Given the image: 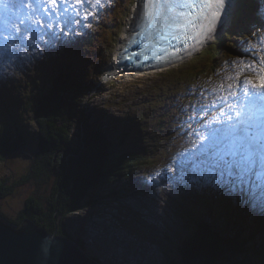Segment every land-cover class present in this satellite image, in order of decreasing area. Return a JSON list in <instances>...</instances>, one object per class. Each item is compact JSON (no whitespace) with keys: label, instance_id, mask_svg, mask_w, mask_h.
Returning <instances> with one entry per match:
<instances>
[{"label":"rangeland","instance_id":"rangeland-1","mask_svg":"<svg viewBox=\"0 0 264 264\" xmlns=\"http://www.w3.org/2000/svg\"><path fill=\"white\" fill-rule=\"evenodd\" d=\"M104 1L105 0H103L102 3ZM92 7L93 9L91 11L97 12L99 11L100 5H96L95 0H93ZM119 7V11L116 12L117 14L113 16V19L119 23V29L122 27L120 34L118 35L116 32H111L109 35L103 36L97 49V54L93 56L89 55L90 52L85 50V46L80 47H84L83 50L80 49L78 51L77 49L78 52L76 53L72 50L70 45L67 48H61L63 50L59 53V56L64 57V54L67 53L66 49L68 50L71 57L66 60L70 63L68 70V72L71 73L70 76L75 77V80L83 81L84 88H90V90L84 92V95H81V98H77L76 104L74 105L75 115L74 118H72L74 124L72 149L75 151L80 150L82 151L81 153H83V150H87L86 148H80L82 143L80 135L84 131L87 132L90 130V126L93 127L96 125L98 122L97 115L100 113H107V120L102 119L105 125L103 130L106 132L108 127L112 126L111 124L114 122L117 126V142L120 141L118 136L124 137V143L121 145V148L124 150L130 148L138 150L141 148V142H143L141 140L142 137L147 138L149 134L152 137H162L159 150L163 153L165 151V139L168 137V132L165 131V127L161 126V128L157 124V121L163 109L169 107L170 100L173 98V95H169V92H171L170 90H172L169 86L173 83V78L166 73L173 68L183 67L184 64L190 63L193 61L192 59L199 58L203 56V54L205 57L207 54H213L216 51V44L219 45L226 31L231 28L235 14L234 16H229L225 28L215 40L213 39L206 43V48L204 50H198L188 55L180 61V63L169 68V70H150L141 72V75L117 79L112 75L110 69L121 43L124 29L131 16L134 14L136 6L134 5L131 7L132 12L126 21L125 10H123L122 6ZM76 11H79L83 17L81 5H78ZM126 11L130 12V8L126 9ZM0 12L4 13L2 5H0ZM65 14L70 17L74 12L71 8H68ZM50 15L53 16V13H50ZM1 19L2 17L0 15V23ZM61 20L62 17H60L57 22H52L51 24H57L59 26L61 25ZM2 21L3 23L6 22L4 24L6 26L7 17L6 21ZM243 22L246 21L243 20ZM243 22L234 21L233 24L240 27L244 25ZM81 24L82 23H80L79 26ZM73 25L76 27L75 20ZM61 27L64 28V32L69 28L65 29L64 25ZM60 28L51 30L56 33V37H53L49 32H45L43 34V41L39 39L35 41L36 44L43 49L42 53H36L31 44L25 42L23 45H20V49H27L28 55L21 56V54L17 52L15 60H10L9 57L11 53L6 49V42L3 39V36L7 34L6 28L0 24V90H2L1 96L3 97L2 100L0 99V125L2 122H6L7 124L12 122L9 128L12 130L13 128L17 129L16 127L19 126L21 128V131H19L20 134L25 136L23 144L20 145L18 151L9 155L6 159H0V192L6 191L7 187H13L9 195L0 196V211L7 218L12 220L19 217L21 211H23L27 205L28 200L37 199L41 201L44 207H50L55 196L54 192L56 188L62 186V181H64L65 178L72 177L69 176L72 166H70V164L68 166L64 164L61 174L56 170L48 169V174L43 178L36 179L34 177L33 179L29 178L24 180L33 166V161L36 162L38 152V124L36 122V117L33 116V113L28 109L26 103L32 99L38 101L35 95L41 90L42 85L45 83L47 88L51 90L53 88L60 89L68 83V80L63 78L61 79L62 83L55 78L53 81H50L44 74L48 73L50 70L45 72V70L39 69L40 67L44 69L46 67L50 68L52 64L58 63L59 58H56L53 51L59 49L60 45L57 46L55 43L53 47H50L48 42L52 45L54 41H57L58 38L61 37L62 33L60 32ZM44 29L45 28L36 27V33H40ZM100 37H102V35ZM242 39L244 40L245 38ZM11 42L12 41L9 40L7 43L10 44ZM68 42H66L65 39L61 46L66 45ZM246 42L248 44H253V48H255L257 44L261 45L262 51L258 50L259 54L251 61L247 62V60H241L235 62L230 66L229 70L231 72L229 73L228 70L224 73L227 74L228 77H232L228 82V85H232L231 88L227 87L223 89L218 96L216 94L212 96L210 90L206 89V91H201L199 93L201 94L200 97H192L195 98L192 99L193 102L203 104V113H205V106L207 105L216 111L217 118L223 120L224 116L221 115V113L227 112L228 109L227 106L221 102L219 97L226 96L229 92L235 91L238 99H241L242 88L247 87L251 92V87H253V85L258 86L261 83L260 78L264 77V28H262L261 34L258 35L257 40H251L247 37ZM26 44H28L27 47H25ZM62 52H64V54ZM96 56H100V64H97ZM71 59H73L72 62H74V64L71 63ZM75 64L79 67L80 73L75 72V68L73 69V65L75 66ZM101 64L105 67L104 69H106L104 76L99 81H94L92 79L94 75L93 68L96 66L97 70V67ZM38 65H40V67H38ZM248 65H252V67H248ZM23 66H25L24 69ZM183 77L185 76L176 77L172 87L178 83L179 86H182L184 81L182 80ZM249 80L252 81V84L247 83ZM234 83L237 86H234ZM91 85L92 88L90 87ZM211 85L212 83H210V81H208L207 84L205 82V86L212 87ZM191 92L192 91L185 86L180 90L179 95H187ZM228 103L235 104L237 103V99L230 97ZM86 117H91L89 124L86 121ZM194 117L195 116H191L188 123L193 127L195 125L194 121L196 120ZM201 125H203V122H201ZM201 125L197 126V130H199ZM213 127H221V125L215 124ZM171 140L177 141L178 143L177 157L174 158L177 162L174 167L172 165L168 166L169 162L167 163L164 161L162 166H149V169L145 171L136 172L138 175L132 176L131 180L128 182L122 181L121 184L127 183L131 191L128 197L120 195L117 188L111 191L115 183L118 182L117 180L122 177H116L117 179L113 178L114 180L112 182L106 184L107 186H104L106 192L103 188L97 189V192L93 189L89 190L83 202V207L80 211L68 216L64 220L61 230H65L64 232L71 236L72 240H83L82 244H84L86 248L81 246L85 250L88 249V254L91 256L93 255L95 257L97 256L98 259L100 258L103 264L178 263L181 259L180 248L183 246V241L193 233V229H195V225L199 220L203 219L208 222L207 216L209 212L210 214L213 213V210L209 208V203L215 202L218 197H222L223 200L227 202V207L230 208V193L235 194L237 192H230L227 187L221 186L223 181L217 183L207 174L204 176L206 178L198 180L199 173L201 172L189 171L192 167L191 161L196 156L195 152L191 153L192 142L196 140V136L192 137V134L186 135L184 131L181 134H175ZM178 154L182 155L178 157ZM82 157L81 154L80 158ZM65 166L67 168H65ZM170 168L177 169L175 178L174 174L169 171ZM182 168L185 171H189L186 178L180 175V169ZM193 177H195V180H193ZM140 180H145L148 185L152 184L154 191H149L148 189L144 190L143 187L138 186V184L142 183ZM196 181H198V185L200 184V186H203L201 189L209 191V193L213 195V198L216 199L210 201L209 199H211V197H207L204 194L201 195L197 187L193 184ZM211 186H216V194H213L211 189H209ZM99 190L101 191L99 192ZM102 191L105 192L106 196L99 200L96 198L95 200L92 199L93 197H97ZM261 195L264 194L255 192L251 196V199L247 198L248 205H246V207L248 211H245V214H248L249 225L254 227L256 222H261V227L263 228L259 231L255 230L254 238L247 236L248 239L246 242L249 244L250 250L248 254L243 253L237 257L238 261L245 259V264H262V262H260V251L263 249L262 252H264V225H262L264 224V207H262L259 200ZM247 197H249L248 194ZM205 201H208V204H205ZM133 203L139 207L140 211L134 209L133 205H131ZM220 203V201H216L213 206L216 209H220ZM236 205L237 207L241 205L240 207L244 208L241 202L236 203ZM128 208L129 210L126 212ZM226 210L227 209L224 208V211ZM132 211L137 213H133ZM261 212L263 213L262 216ZM104 213L106 214V221H104ZM129 216H132L131 219H129ZM194 218H198L197 222H195ZM94 222L97 224L103 223L99 225V227L97 225L99 232L98 237L96 233L92 231V233H90L89 231L92 227H95L93 226ZM208 223L211 224V221ZM215 224L217 229L218 226H222L221 222H216ZM222 230L224 229L222 228ZM119 233L123 234L118 236ZM88 237H90V239H88ZM253 254L256 256H252Z\"/></svg>","mask_w":264,"mask_h":264},{"label":"trees","instance_id":"trees-1","mask_svg":"<svg viewBox=\"0 0 264 264\" xmlns=\"http://www.w3.org/2000/svg\"><path fill=\"white\" fill-rule=\"evenodd\" d=\"M121 2L122 0H118L117 5L113 7L111 11L114 14L113 16L119 11V6H122L123 9L125 8ZM113 16L111 22L106 24V27H102L104 33L113 30ZM243 20L246 22L250 21L247 24ZM234 21L243 22L244 25L238 27V25L233 24ZM263 24L264 16L260 12L258 0H240V4L235 11L232 26L227 30L219 45L216 44V51L213 54H207L206 57L203 54L199 58H194L190 63L184 64L183 67L170 70L166 73L173 78V83L170 82L171 85L169 86L172 89H169L171 91L169 95H173V98L170 100L169 107L163 109L157 121V124L160 127H165V131L168 132L163 153L159 150L162 137H152L149 134L147 138L142 137L141 139L144 142V149L136 150L130 148L128 150H121L120 153L119 151L116 152L114 138H110L108 134H103L100 129H95V126H90L91 131H84L80 135L82 138L80 148H86L87 150H83V153L80 150H73L72 134L74 124L72 118L75 115L74 105L77 98H81V95H84V92L90 90V88H84L83 81L75 80V77L70 76V72H61L60 69L61 78L57 80H60L62 83L61 79L63 78L68 80V83L60 89L53 88L54 90L47 88L45 83L35 95L38 101L32 99L26 103L33 116L36 117L38 124V152L36 162L33 161V166L24 180L33 179L34 177L36 179L43 178L48 174V169L56 170L61 174L64 164L72 166L70 169L71 174L69 175L72 177L65 178L62 181V186L56 188L50 207L46 208L41 201L31 199L28 200L27 205L17 219H9L1 211L0 215L15 225H20L23 221L29 219L50 233L71 238V236L64 232L65 230H61V227L68 216L80 211L89 190L93 189L96 191L99 188H103L106 192L104 186L112 182L113 178L133 176L136 172L149 169V166H162L164 161L169 162L168 166L172 165V162L175 160L174 158H176L175 156H177L176 149L178 144L171 139H173L177 132L185 131V133H189L190 130H183V128L188 129L189 118L192 115L199 116L195 110V108L198 109V106L194 108L195 103L192 101V97H198V94L201 91H206V89L211 90V87L205 86V82L207 84L208 81L215 80V78L226 80L227 74L224 73L227 72L229 65H233L237 61L247 60L252 56L251 52H249L251 45L246 42L244 43L241 38L251 36L252 30L257 31V28H261ZM95 39L97 40V35L94 33V36L87 42L90 44L88 45L89 50L93 48ZM99 58L100 56L96 59L97 64L101 63ZM68 64L66 63V65ZM104 68L102 64L97 67V70L96 66L93 68L94 75L92 79L94 81L99 80L100 76L104 74ZM40 69L44 70V68ZM178 76H185L182 78L184 80L182 86H179L178 83L172 87L175 83L174 80ZM53 79L54 77L50 81H53ZM185 86L192 92L185 96L179 95L180 90ZM90 87L92 88V85ZM2 98L0 99L2 100ZM184 117L187 121L185 120L180 129H178L179 126L177 125H181L180 121ZM90 118L86 117L88 124L91 120ZM98 118L107 120V113H102ZM10 124L12 122L8 124L2 122L0 125L1 160L18 151L25 138L24 135L20 134L21 128L19 126L16 127L17 129L13 128L11 130L9 128ZM175 127L177 128L176 131H174ZM116 128L117 126L113 122L109 130L114 132ZM118 138L120 139L118 142L119 146L123 145L124 137L118 136ZM109 150L112 152L111 156ZM81 154L82 158H80ZM65 168L67 167L65 166ZM197 182L193 184L202 194L211 197L210 201L216 199L213 198V195L209 191L201 189L203 186L198 185ZM209 189H211L213 194H216V186H211ZM12 190L13 187H7L6 191L0 192V196L9 195ZM105 192L102 191L97 197H93L92 199H102L106 196ZM216 201L221 202L220 209H216L213 206ZM215 202L209 203L210 210H213V213L209 215L211 224L208 223L209 221L199 220L196 223L197 226L195 225V229H193V233L183 241V246L180 248V261L178 263L171 262L170 264L246 263L245 259L238 261L237 257L243 253L248 254L250 250L249 244L246 242L247 236L254 238L255 229L248 223V214H245L244 208L240 207L241 205L237 207L236 203L234 206L228 208L227 202L222 197H218ZM205 204H208V201H205ZM224 208L227 210L224 211ZM197 219L194 218L195 222H197ZM216 222L222 223V226H218V229L215 224ZM77 241L83 245L80 239ZM262 250L260 251V262L264 264V252ZM252 256L256 255L253 254Z\"/></svg>","mask_w":264,"mask_h":264},{"label":"snow or ice","instance_id":"snow-or-ice-1","mask_svg":"<svg viewBox=\"0 0 264 264\" xmlns=\"http://www.w3.org/2000/svg\"><path fill=\"white\" fill-rule=\"evenodd\" d=\"M67 3V0H64ZM77 5L85 3L92 4L93 0H75ZM228 0H179L174 4H165L163 7L168 9L182 8L189 9L187 12L174 13L166 20H170L168 26L175 28H185L194 26L193 20L201 17L206 24L200 25L201 32L197 33L196 39L203 38L206 33L212 32V25L222 15ZM96 5L103 6L101 0H95ZM5 15L7 16L6 32L3 36L6 42V49L11 53L9 59L15 60L16 53L21 56H27V49H20L16 41L30 43L36 53H42L43 49L36 44V40H44V35L36 33V29L31 25L35 24L38 28H47L49 33L56 37V33L51 31L54 27L51 23H45L41 16H48L54 13L61 4L58 0H0ZM192 9H196V16H193ZM205 9H210L207 15ZM77 15H80L77 11ZM96 13L85 10L84 19L94 17ZM183 19L186 23L182 24ZM90 27V25H86ZM206 29V33L203 31ZM64 32V28H60ZM35 33V35H34ZM48 34V33H46ZM58 38V37H57ZM173 39H179L175 34ZM187 39V37H185ZM9 40L12 42L7 43ZM15 50V51H13ZM178 51V49H177ZM147 58V57H146ZM128 59H132L131 56ZM252 67V65H248ZM261 83L253 85L264 89V77L260 78ZM252 84V81H247ZM232 85H229L231 88ZM243 99L237 97L235 91L229 92L226 96L219 99L227 106L228 111L222 112L224 119L219 118L202 125L199 130L189 129L196 140L192 142V150L196 153L195 158L191 161V172L206 173L217 183H222V187H227L230 192H239L247 196L252 187L258 188L264 194V92L253 94L247 87L242 88ZM237 99V103L229 104V98ZM191 119V117H190ZM221 127H213V125ZM170 172L176 177L177 169L170 168ZM189 171L180 169V175L187 177ZM195 180V177H193ZM251 199V197H249ZM262 207H264V195L259 197ZM48 244H54L52 240Z\"/></svg>","mask_w":264,"mask_h":264},{"label":"bare ground","instance_id":"bare-ground-1","mask_svg":"<svg viewBox=\"0 0 264 264\" xmlns=\"http://www.w3.org/2000/svg\"><path fill=\"white\" fill-rule=\"evenodd\" d=\"M257 1V0H256ZM235 5H236V0H229L228 1V4H227V6H226V9H225V11H224V15L223 16H221L220 18H219V20L217 21V23H216V25L214 26V28H212V32L211 33H206L204 36H203V38L201 39V41L198 43V44H193V43H191L190 45H188L187 47H186V49L183 51V53H181L180 55H178L179 57H177L176 59H174V60H171L170 62H168V63H166V64H163V65H161V67L160 68H162L163 70L164 69H169V68H172L174 65H176V64H178V63H180V61H182L184 58H186L188 55H190V54H193V53H195V52H197L198 50L199 51H201V50H204L206 47H205V45H206V43H208L210 40H215L216 38H217V36L221 33V31L225 28V25H226V22H227V20H228V18H229V16L231 15V16H234V14H235V11H236V7H235ZM253 5V4H252ZM135 11H134V14L131 16V18L129 19V21H128V24H127V26L125 27V29H124V32H123V36H122V39H121V43H120V45H119V50H118V54H120L121 53V50H122V47L123 46H125V44H126V41H127V38H129L130 36H131V34H132V29H133V27L135 26V24L137 23V21L139 20V18H140V16H141V13H142V1L141 0H138V2H136V4H135ZM3 7V6H2ZM258 13H259V10H258ZM260 14V13H259ZM0 15H1V17H2V20H5L6 21V17H5V13H1L0 12ZM6 22H4L3 24H5ZM148 60H150V59H148ZM147 60V61H148ZM177 60H179V61H177ZM193 60V59H192ZM248 62V61H247ZM246 62V63H247ZM117 59H115L114 60V62H113V64H112V66H111V73H112V75H114L117 79H120L121 77H129V76H131L132 75V73L133 74H137V75H141L140 73H138L137 71H134V70H132V72H130V71H119L118 69H117ZM229 68L228 69H230V65L228 66ZM160 68H158V69H160ZM133 69H135V68H133ZM39 70V69H38ZM148 71H150V70H148ZM251 90H253L254 91V93L253 94H257V93H260V92H264V89H260V88H254V87H251ZM210 93H211V95L213 96L215 93H213L212 91H210ZM252 93V92H251ZM201 96V94H198V97H200ZM196 98V97H195ZM195 98H192V99H195ZM243 99V97L241 98V100ZM198 104H200L199 102H197ZM203 105V104H202ZM205 108H206V111H205V113H203L202 111H200L201 112V115H199V116H195L194 118H196V120L194 121V127L192 126V128H195V129H197V126L198 125H201V122H203V125H205L204 123H207V122H209V121H213V120H215V119H217V114H216V111H214L213 109H211L210 107H208L207 105L205 106ZM98 116H101V113L98 115ZM180 118V117H179ZM181 120V119H180ZM200 120V121H199ZM178 121V120H177ZM199 121V122H198ZM189 123V122H188ZM192 124V123H191ZM112 125V124H111ZM137 125H139V124H137ZM215 125V124H214ZM213 125V126H214ZM104 123L102 122V120L100 119V118H98V122L96 123V125H95V129H100L101 131H102V133L103 134H108L109 136H110V138H114V146L116 145V152H118L119 151V153H120V151L121 150H124L123 148H121V146H119V143L117 142V140H116V136H117V132H116V130L117 129H115L114 130V132H111L109 129H110V127H108V129L106 130V132H105V130H103V128H104ZM202 126V125H201ZM201 126H200V128H201ZM199 128V129H200ZM183 130H190V132H191V129H189V127H188V129L187 128H183ZM192 134V133H191ZM192 137H195V135H193L192 134ZM141 148H143L144 149V142L143 143H141ZM140 148V149H141ZM109 152H110V150H109ZM177 152V151H176ZM112 155V152H110V156ZM178 156H179V154H178ZM175 157H177V156H175ZM187 157V156H186ZM114 159V158H113ZM188 159V158H187ZM184 160V159H183ZM189 162V161H188ZM186 165V164H185ZM139 173V172H138ZM138 173H136V174H134L133 176H135V175H138ZM200 174V173H199ZM206 176V175H205ZM131 178H132V175H130V176H124V177H122V178H119V180H117L118 182L117 183H115V185H114V188L113 189H111V191H114L116 188H117V190H118V192L120 193V195H123V196H125V197H128L129 196V193H131V191L129 190V188H128V184L127 183H124V184H121V182L122 181H129V180H131ZM142 183V185L141 184H138V186H141V187H143L144 188V190H149V191H154V187H153V185L151 184H147V182L145 181V180H140ZM131 183H134V182H131ZM135 184V183H134ZM158 184V183H157ZM122 185V186H121ZM137 185V184H136ZM131 188V187H130ZM260 193L261 194V192H260V190L258 189V188H255V187H252L251 188V190L248 192V195H249V197H251L252 195H253V193ZM110 194V193H109ZM249 197H247V196H245L243 193H239V192H237V193H235V194H231L230 193V204H231V207L232 206H234L235 205V203H242V205L244 206V208H245V211L247 212L248 210H247V207H246V205H248V199L247 198H249ZM107 199V198H106ZM235 201H237V202H235ZM131 205H133V207H134V209L136 210V211H140L139 210V207L138 206H136V204H131ZM106 206V205H105ZM129 210V208L128 209H126V212ZM105 212H106V210H105ZM133 213H137V212H135V211H132ZM262 212H261V216H262ZM210 212H209V214H208V216H207V219H208V221H210L211 219H210ZM104 221H106V214L104 213ZM131 217L132 216H129V219H131ZM202 217V216H201ZM111 218V217H110ZM263 218H264V216H263ZM233 220V219H232ZM109 221V220H108ZM108 221H107V223H108ZM92 222H93V220H92ZM154 222V221H153ZM107 223H106V226H107ZM101 224H103V223H99V224H97L96 222H94V225L93 226H95V227H92L91 228V230H89L90 231V233H96V236L98 237L99 235H98V229H97V225H98V227H99V225H101ZM92 225V224H91ZM262 225H264V224H262ZM197 226V225H196ZM214 227H215V225H213ZM253 227V226H252ZM255 230H257V231H259L261 228H263V227H261V222L259 223V222H256V225L253 227ZM89 231H88V234H89ZM92 231V232H91ZM123 233H119V235L118 236H121ZM65 237V236H64ZM66 238H68V239H70V240H72V238H70V237H66ZM115 238H116V236H115ZM88 239H90V237H88ZM108 240V239H107ZM72 241H74V242H76L78 245H80L81 246V244L77 241V240H72ZM83 241V240H82ZM82 241H81V239H80V242L82 243ZM105 243V242H104ZM82 246H84L85 247V245L83 244ZM86 248V247H85ZM88 249H86V252L88 253V251H87ZM90 255V254H89ZM141 255V254H140ZM91 256V255H90ZM93 256V255H92ZM91 256V257H92ZM152 258V257H151ZM93 259L94 260H96L97 262H102L101 261V259L99 258H97V256L95 257V256H93ZM148 259V258H147ZM147 259H145V260H147ZM144 260V261H145ZM150 260V259H149ZM148 260V261H149Z\"/></svg>","mask_w":264,"mask_h":264},{"label":"water","instance_id":"water-1","mask_svg":"<svg viewBox=\"0 0 264 264\" xmlns=\"http://www.w3.org/2000/svg\"><path fill=\"white\" fill-rule=\"evenodd\" d=\"M52 240L54 244H48ZM0 264H103L76 242L32 220L15 225L0 215Z\"/></svg>","mask_w":264,"mask_h":264}]
</instances>
